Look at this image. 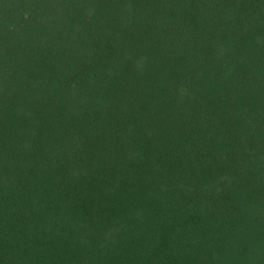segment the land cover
Returning <instances> with one entry per match:
<instances>
[{"label": "trees", "instance_id": "16d2710c", "mask_svg": "<svg viewBox=\"0 0 264 264\" xmlns=\"http://www.w3.org/2000/svg\"><path fill=\"white\" fill-rule=\"evenodd\" d=\"M0 0V264H264V0Z\"/></svg>", "mask_w": 264, "mask_h": 264}, {"label": "rangeland", "instance_id": "374dc122", "mask_svg": "<svg viewBox=\"0 0 264 264\" xmlns=\"http://www.w3.org/2000/svg\"><path fill=\"white\" fill-rule=\"evenodd\" d=\"M54 2H55L54 6L56 5V7H57V0H54Z\"/></svg>", "mask_w": 264, "mask_h": 264}]
</instances>
